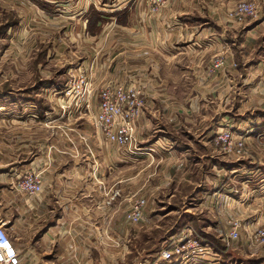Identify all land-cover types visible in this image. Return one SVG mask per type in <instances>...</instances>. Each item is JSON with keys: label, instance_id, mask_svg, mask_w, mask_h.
<instances>
[{"label": "crops", "instance_id": "1", "mask_svg": "<svg viewBox=\"0 0 264 264\" xmlns=\"http://www.w3.org/2000/svg\"><path fill=\"white\" fill-rule=\"evenodd\" d=\"M33 1L37 3V0ZM239 1L166 0L164 9L156 16L149 15L144 9V0L67 2L81 5L78 8L77 4L75 8L78 11L70 18L76 21L77 26L67 27L66 30L72 37V47L77 44L85 49L87 66L93 63L96 53L104 54L94 63L97 67L94 71L96 82L127 83L135 77L141 83L145 80L151 85L149 95L145 92L147 105L138 121L137 141L127 148L129 156L120 157L135 166L145 160L151 166L160 167V163L165 161L162 170H166L167 175L164 176L166 185L161 186L163 188L173 186L174 182L182 184L185 180L190 183L193 180L195 184L196 172L191 167L200 162L193 157L191 165L189 156L193 154L194 147H200L205 153L206 146L210 145L198 141L183 142L173 132L180 128L184 134H191V129L186 128L191 124L197 126V131L203 130V134L208 135L212 131V120L218 115L219 98L225 101L226 112L230 109L231 83L237 62L234 47L228 46L231 45L228 39L221 40L231 31L224 28L221 22L225 21L226 12ZM259 19L258 25L244 34L242 47L245 70H249L245 74L247 88L264 96V7ZM75 36L80 38V42L75 40ZM218 55L227 59L228 66L214 72L211 64ZM254 83L260 86L253 88L252 85H258ZM257 104L256 107L249 106V109L264 111V98ZM83 107L86 108L87 118L82 120L87 121H82V125H71L74 132H71L74 137L71 143L63 141L59 125L54 123L20 125L18 128L21 130L8 135L19 154H24L28 146L35 148L32 157L15 162L18 164L8 174L6 185H0V226L11 237L20 264H229L222 262L228 259L229 254L220 236L217 238L224 246L223 251L218 250L214 243H199L198 250L190 252L180 263L163 260L162 249L156 259L147 258L144 263L140 261L141 253L146 249H134L133 245L143 229L128 218L133 202L138 200V191L130 193L133 201L132 198L123 199V190L107 182L116 173L106 172V155L104 152L100 154L99 150L105 144L100 139L101 131L90 136L83 126H93L92 117L99 109L97 96H92ZM35 112L29 116L37 119ZM38 112L43 111L38 109ZM49 113L52 116L54 111ZM54 115L57 116V113ZM257 117L250 120L252 123L249 122L247 127L238 130L247 137H263L264 113H259ZM207 124L209 127L203 128ZM23 128L32 133L22 134ZM193 129L195 133L196 129ZM254 129L256 133L253 134L251 130ZM211 154L209 150L202 157L209 160ZM253 159L256 161L255 156ZM255 161H242L243 169L237 172L247 170L248 179L264 174V167L256 166ZM91 164L94 165L92 168ZM29 171L40 172L44 181L43 192L32 198L12 187L17 176ZM158 172L155 170V173ZM240 173H236V177ZM202 180L206 177H201L199 181ZM214 184L202 188L204 183L198 182L191 194L216 196L218 188ZM224 191L226 194L231 192L228 186ZM246 192L251 199L264 202V187H253ZM170 195L174 196L173 192ZM242 208L238 213L246 217L248 213ZM216 211L221 216L220 204H216ZM224 212L228 213L226 206ZM260 216L258 222L264 224V208ZM151 221L152 218L149 219ZM225 222L221 217L217 227ZM142 236L145 246L151 245L153 237Z\"/></svg>", "mask_w": 264, "mask_h": 264}, {"label": "rangeland", "instance_id": "2", "mask_svg": "<svg viewBox=\"0 0 264 264\" xmlns=\"http://www.w3.org/2000/svg\"><path fill=\"white\" fill-rule=\"evenodd\" d=\"M69 1L71 0H37V3H34L33 0H0L1 186L6 185L8 174L18 164L15 162L29 159V157H32L33 150H35L33 146H28L25 148L24 154H19L16 146H13L12 139L9 140L8 135H13L18 129H22L18 126L54 123V125H59L58 129L60 134L63 135V141L71 143L74 140L71 125H82V121H87L82 120L87 118L85 116L86 108L83 106L89 103L94 95L97 96L100 103V93L107 85H135L142 89L145 100L146 95H149L152 91L151 89L148 90L151 85L147 81L143 80L141 83L135 77L128 80L127 83L120 81L99 83L95 81L94 71L97 67L94 63L98 58L102 59L101 55L104 57V54L96 53L94 61L92 60L93 63L87 66L85 63L87 58L85 49L77 44L72 47V37L69 35V31L66 30L67 27L69 29L77 26L76 21L70 20V18H72L71 16L74 15L75 11H78L75 8L78 3L72 5L67 3ZM163 1L164 4L158 11L153 10L150 0H144L143 6L144 9H147L149 15L156 16L160 15L166 5V0ZM244 1L252 0H241L237 4ZM237 4L226 12L225 21L221 22L224 28L231 29L226 35L222 36L221 40L223 42L224 39H228L227 41L231 43L228 46L234 47L237 62L234 64L231 83L230 109L226 112L225 101L219 98L218 115L212 120V131L208 135L203 134V130L197 131V126L191 124L186 126L187 130L188 128L191 129V134H184L180 128L173 132V135L183 142L210 143L206 146L207 152L203 153L204 150L200 147H194L192 149L193 154L189 157L191 158V165L193 157H196V162H200L197 166L191 167L195 169L196 173L198 172V174L195 173V184L203 182L204 185H201V187L206 188L210 183H215L214 185H217L218 188L216 196H194L191 194L195 185L193 180L192 183L185 180L182 181V184L174 182L171 187H161L166 185L164 176L167 175V171L162 170L166 164L165 161L160 163V167L151 166L145 163V160L137 163L136 166L133 163L130 164L128 159L120 157L130 155L127 149L109 143L104 139L96 127V116L92 117L93 126L83 125L84 131L89 132L90 136L96 135L99 131L100 139L105 142L99 150L100 154L104 152L106 155V172L116 173L107 182L111 186L123 190L121 192L123 199L132 198L133 201L134 199L130 193L133 194V191H138V199H145L147 202L144 210V224H136L139 225L138 228L141 226L143 230L136 241L137 243L133 245L134 249H146L144 253L140 252L143 254L140 261L143 263L147 258L156 259L157 253L161 249L163 250L165 246L183 237H187L188 241L196 247V250L199 248V243H214L218 250L223 251L225 250L224 246H221L220 240L217 238L220 236L229 254L228 259L222 260V262L226 261L229 264H264V224L258 222L261 218L264 202L257 201V198L256 200L251 199L246 192V190L253 187H264V174L248 179L247 170H242L241 173L237 172V170L243 169L242 161L251 159L254 162L253 156L256 157V166L261 165L264 167V144H262L264 143V136L252 138L240 132L247 127L250 120L258 118L259 113H264L260 109H249V106H258V100L263 99L264 96L258 92H251L247 88L245 74H248L249 70H245L244 48L242 47L244 34L258 25L261 13L255 20L242 24L237 23L229 18V14ZM80 6L78 4V8ZM263 7L264 4L262 9ZM220 33L223 34L221 31ZM254 37V42H256L257 35L255 34ZM156 39L158 38L156 37ZM75 40L80 42V38L76 36ZM96 49L98 50V48ZM90 51L94 52L93 50ZM216 62H223L224 64L220 69L215 70L214 65ZM227 66V59L222 55H218L213 59L211 69L217 72L224 70ZM81 73L85 75L87 82L79 89L77 80L80 79ZM73 86L78 93L73 90ZM252 86L256 88L260 85ZM221 92L223 93V89H221ZM207 104L209 103L207 102ZM146 105L147 101L145 107ZM38 109L43 112L39 113ZM33 110L34 112L36 110L37 119L29 116V114L34 113ZM50 111H54V114L57 113V116L54 114L50 116ZM252 126L256 127L254 124ZM205 127H209V124L203 126V128ZM193 128L196 129L195 133ZM255 129L251 130V133H256ZM31 133L28 130L22 131V134L29 135ZM39 133L43 134V132ZM225 133L232 134L234 146L240 142L243 144L241 153L236 154L234 146L231 147L229 143L220 140ZM83 138L81 137V139ZM62 145L64 144L62 143ZM200 145L205 148L203 143ZM230 148L231 150H229ZM90 150L91 156H93V149ZM209 150L212 151V158L207 160L202 155L208 153ZM174 163L178 162L172 164ZM93 166L90 165L91 168ZM155 170L159 172L155 173ZM236 173H240L238 174L239 177H236ZM201 177H206V180L199 181ZM178 185L181 186L178 188ZM226 186L231 191L228 194L224 191ZM157 187L161 189L157 190ZM242 188L244 190H241ZM172 192L174 196L170 195ZM127 203L129 202L127 201ZM216 204H220L222 208L221 216L216 211ZM225 206L228 209L227 214L224 212ZM241 208L249 215L247 214L246 217L241 216L238 213L242 211ZM221 217L224 222L226 221L224 223L226 226L222 223L221 227H217V222ZM150 218H152L151 222H149ZM156 226L159 227L156 228ZM237 228L239 237L231 241V245L228 246L230 234ZM143 234L153 237L151 245H147L148 247L145 246ZM210 248L211 251H214L212 247ZM192 251L193 249L189 253ZM184 260L175 261L182 262Z\"/></svg>", "mask_w": 264, "mask_h": 264}, {"label": "built area", "instance_id": "3", "mask_svg": "<svg viewBox=\"0 0 264 264\" xmlns=\"http://www.w3.org/2000/svg\"><path fill=\"white\" fill-rule=\"evenodd\" d=\"M150 4L154 11H158L164 4V1L150 0ZM263 4L264 0L240 2L231 11L229 18L240 24L255 20L259 17ZM223 64V62H216L214 69H220ZM86 82L87 78L81 73L80 79L77 80V87L81 89L82 85ZM73 90H75L74 86ZM145 103L142 89L135 85H107L100 93L96 127L101 131L106 141L127 149L137 141V125L144 112ZM220 140L229 143L231 147L234 146L231 133H225ZM242 149L243 144L241 142L234 146L236 154L241 153ZM12 187L29 198L39 196L43 192V176L38 171L26 172L23 175L17 176ZM146 205L145 199L134 201L128 217L132 223L139 224L143 222ZM238 237L239 232L237 228L231 232L227 245L230 246V242ZM191 243L187 237L179 238L164 247L161 251V257L163 260L169 262L184 260L188 257L191 249H193L192 252L195 251V246ZM0 264H20L17 249L3 226H0Z\"/></svg>", "mask_w": 264, "mask_h": 264}]
</instances>
